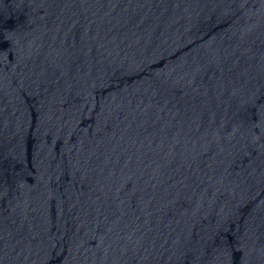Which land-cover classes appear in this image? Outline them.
Here are the masks:
<instances>
[{
    "label": "water",
    "instance_id": "water-1",
    "mask_svg": "<svg viewBox=\"0 0 264 264\" xmlns=\"http://www.w3.org/2000/svg\"><path fill=\"white\" fill-rule=\"evenodd\" d=\"M0 264H264V0H0Z\"/></svg>",
    "mask_w": 264,
    "mask_h": 264
}]
</instances>
